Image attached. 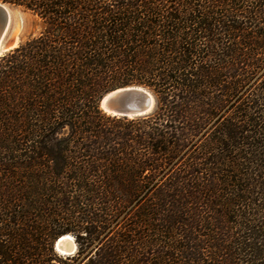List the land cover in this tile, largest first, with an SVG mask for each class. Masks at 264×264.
<instances>
[{
	"label": "trees",
	"instance_id": "obj_1",
	"mask_svg": "<svg viewBox=\"0 0 264 264\" xmlns=\"http://www.w3.org/2000/svg\"><path fill=\"white\" fill-rule=\"evenodd\" d=\"M0 4L39 27L0 58V264H264V0ZM129 86L152 113L100 110Z\"/></svg>",
	"mask_w": 264,
	"mask_h": 264
},
{
	"label": "water",
	"instance_id": "obj_2",
	"mask_svg": "<svg viewBox=\"0 0 264 264\" xmlns=\"http://www.w3.org/2000/svg\"><path fill=\"white\" fill-rule=\"evenodd\" d=\"M10 27V13L8 6L0 4V58L15 47V42L6 40ZM99 108L108 115L118 117H141L153 112L155 99L153 95L143 87L129 86L113 90L104 95L99 101ZM55 250L63 256L73 255L76 252L68 247L64 241L58 245L55 243Z\"/></svg>",
	"mask_w": 264,
	"mask_h": 264
},
{
	"label": "rangeland",
	"instance_id": "obj_3",
	"mask_svg": "<svg viewBox=\"0 0 264 264\" xmlns=\"http://www.w3.org/2000/svg\"><path fill=\"white\" fill-rule=\"evenodd\" d=\"M8 9L10 27L6 40L14 41L15 47H17L21 42H24L39 31L38 20L31 13L21 8L8 7Z\"/></svg>",
	"mask_w": 264,
	"mask_h": 264
},
{
	"label": "bare ground",
	"instance_id": "obj_4",
	"mask_svg": "<svg viewBox=\"0 0 264 264\" xmlns=\"http://www.w3.org/2000/svg\"><path fill=\"white\" fill-rule=\"evenodd\" d=\"M64 241H67L68 242V247L70 249H74V242H73V239L69 236H66V237H62L61 239L58 240V245ZM61 255V254H60Z\"/></svg>",
	"mask_w": 264,
	"mask_h": 264
}]
</instances>
